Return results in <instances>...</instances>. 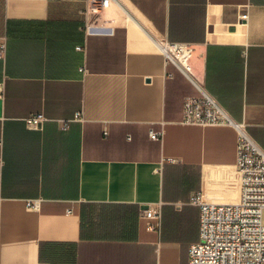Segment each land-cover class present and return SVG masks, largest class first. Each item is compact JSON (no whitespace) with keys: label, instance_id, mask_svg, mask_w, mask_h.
<instances>
[{"label":"crops","instance_id":"0c3cea01","mask_svg":"<svg viewBox=\"0 0 264 264\" xmlns=\"http://www.w3.org/2000/svg\"><path fill=\"white\" fill-rule=\"evenodd\" d=\"M114 1L89 32L84 0H0V264H188L189 200L237 202V130L180 123L164 44L264 150V0Z\"/></svg>","mask_w":264,"mask_h":264},{"label":"built area","instance_id":"2783aa9c","mask_svg":"<svg viewBox=\"0 0 264 264\" xmlns=\"http://www.w3.org/2000/svg\"><path fill=\"white\" fill-rule=\"evenodd\" d=\"M113 4L114 0H84L82 13L86 18V31L90 26L100 30L99 26L88 24V19L98 17ZM171 61L199 90V95L184 98L180 123L198 126L230 124L238 134L239 198L235 203L204 202L200 195L189 200L190 204L199 208V237L189 246L188 264H264V150L248 134L243 124L230 120L221 106L201 90L188 64L180 66ZM82 119L81 112H76L72 120L63 122L62 130H66L69 122H80ZM46 120L42 113H38L26 118L25 125L30 130H39ZM162 137V129L149 132V138L153 141H161ZM140 217L153 221L147 226L149 230L159 227L158 210H142Z\"/></svg>","mask_w":264,"mask_h":264},{"label":"bare ground","instance_id":"6f19581e","mask_svg":"<svg viewBox=\"0 0 264 264\" xmlns=\"http://www.w3.org/2000/svg\"><path fill=\"white\" fill-rule=\"evenodd\" d=\"M98 31L94 30L93 27H89V32ZM162 50L166 51V55L169 59L175 61L180 66H185L187 64L188 52L184 46L181 45H168L164 44L161 47Z\"/></svg>","mask_w":264,"mask_h":264},{"label":"water","instance_id":"95a60500","mask_svg":"<svg viewBox=\"0 0 264 264\" xmlns=\"http://www.w3.org/2000/svg\"><path fill=\"white\" fill-rule=\"evenodd\" d=\"M157 44V42H155ZM160 48V47H159ZM161 51L166 55V51L162 50ZM167 56V55H166ZM145 210V209H144Z\"/></svg>","mask_w":264,"mask_h":264}]
</instances>
